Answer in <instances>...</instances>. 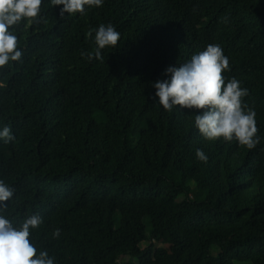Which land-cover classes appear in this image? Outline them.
<instances>
[{
    "label": "trees",
    "instance_id": "obj_1",
    "mask_svg": "<svg viewBox=\"0 0 264 264\" xmlns=\"http://www.w3.org/2000/svg\"><path fill=\"white\" fill-rule=\"evenodd\" d=\"M62 7L42 0L41 22L17 27L21 60L0 69V131L15 137L0 139L14 189L0 215H39L30 242L55 264H264V0H103L61 19ZM109 23L117 46L89 61ZM208 44L229 58L226 83L249 90L253 149L205 139L198 110L155 98L166 68Z\"/></svg>",
    "mask_w": 264,
    "mask_h": 264
},
{
    "label": "clouds",
    "instance_id": "obj_2",
    "mask_svg": "<svg viewBox=\"0 0 264 264\" xmlns=\"http://www.w3.org/2000/svg\"><path fill=\"white\" fill-rule=\"evenodd\" d=\"M52 6L62 5L59 17L65 13L83 14L85 6L100 7L103 0H50ZM42 0H0V69L10 61H20L22 51L18 50L16 34L23 20L28 24L41 22ZM40 17V19H38ZM47 23L46 20H44ZM89 36L92 35L90 30ZM121 34L109 23L100 24L95 30L96 48L93 52H81L89 61L93 58L103 62L102 50L106 46H117ZM229 68V58L219 44H208L206 48L194 54L188 62L169 66L165 70L168 79L157 80L155 98L163 109L172 111L176 106L182 110H198L195 126L207 140L223 138L231 142L236 140L248 149L260 143L257 135L256 112L243 100L249 95L247 88L241 87L236 78L227 81L223 73ZM0 139L5 143L15 139L11 128L5 126L0 131ZM196 157L207 162L206 154L198 149ZM14 189L0 180V202L9 201ZM7 204L0 203V209ZM43 220L39 215H32L19 225L14 226L4 215H0V264H55V258L47 251L37 248L30 242L31 230L38 228ZM60 235V229L53 232V237Z\"/></svg>",
    "mask_w": 264,
    "mask_h": 264
},
{
    "label": "rangeland",
    "instance_id": "obj_3",
    "mask_svg": "<svg viewBox=\"0 0 264 264\" xmlns=\"http://www.w3.org/2000/svg\"><path fill=\"white\" fill-rule=\"evenodd\" d=\"M149 245V241L145 240L142 244V249H145ZM131 258L129 256L124 257V261H130ZM237 264H251V263H237Z\"/></svg>",
    "mask_w": 264,
    "mask_h": 264
}]
</instances>
